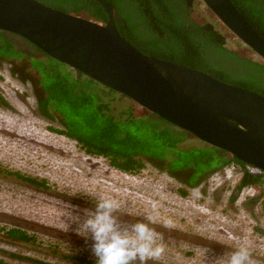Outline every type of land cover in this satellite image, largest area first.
<instances>
[{
	"label": "rangeland",
	"instance_id": "obj_1",
	"mask_svg": "<svg viewBox=\"0 0 264 264\" xmlns=\"http://www.w3.org/2000/svg\"><path fill=\"white\" fill-rule=\"evenodd\" d=\"M192 17L214 23L228 48L257 57L202 0L195 1ZM42 66L31 58L18 64L0 58V227H20L35 236L34 241H20L0 230V264H95L91 239L78 234L75 218L82 222L94 212L100 197L118 202L116 215L123 223L156 217L152 226L165 246L156 264H211L240 246L248 248L253 264H264V184L237 191L241 174L237 166L229 168L232 164L198 179L196 174L191 184L193 169L173 173L163 161L146 158L142 169L129 173L105 157L87 154L76 140L54 130L65 129L69 111L54 101L51 111L40 107L46 88ZM115 97L104 99L111 100L115 113H123L130 101ZM147 113L139 105L135 108L137 116ZM202 145L193 136L182 147ZM166 150L158 151L171 161L173 155ZM16 172L46 181V186L21 180ZM166 219L173 221V228L162 227Z\"/></svg>",
	"mask_w": 264,
	"mask_h": 264
},
{
	"label": "trees",
	"instance_id": "obj_2",
	"mask_svg": "<svg viewBox=\"0 0 264 264\" xmlns=\"http://www.w3.org/2000/svg\"><path fill=\"white\" fill-rule=\"evenodd\" d=\"M39 1L55 9L75 12L97 21L109 20L107 12L95 0ZM108 1L122 17V20H116L121 35L143 53L206 72L221 81L264 96V62L259 60L257 54V57H251L228 48L225 34L214 23L195 21L192 12L196 0ZM231 1L264 38V0ZM15 38L31 44L44 56L39 59L31 57L36 63H42L46 75L45 97L40 107L51 111L49 103L54 101L58 108L69 111L64 118L65 129L54 130L76 140L87 154L105 157L111 166L129 173H137L142 169L145 166L144 159H157L172 171L192 168L197 174L196 178L221 166L235 164L243 170L237 191L264 184V172L251 173L247 163L235 156L229 157L225 150L205 143L183 148V143L193 137L191 133L149 111L137 116L135 108L138 104L130 98L54 59L17 34L0 29V57L18 58L24 55L16 48ZM32 68L31 71L35 70ZM116 95L130 101L123 113H115L111 100L104 99L109 96L116 98ZM75 116H79L80 120ZM144 129L149 131L148 135L139 133V130ZM161 149H168L166 152H170L173 159L169 157L171 161L163 160L159 153ZM14 174L31 184L46 186V181L20 172ZM0 230L7 237L20 241L35 239L34 235L22 228L5 230L0 227Z\"/></svg>",
	"mask_w": 264,
	"mask_h": 264
},
{
	"label": "water",
	"instance_id": "obj_3",
	"mask_svg": "<svg viewBox=\"0 0 264 264\" xmlns=\"http://www.w3.org/2000/svg\"><path fill=\"white\" fill-rule=\"evenodd\" d=\"M107 22L39 0H0V29L17 34L151 113L264 171V96L185 65L143 53L119 32L122 17L95 0ZM264 62V38L231 0H202Z\"/></svg>",
	"mask_w": 264,
	"mask_h": 264
},
{
	"label": "clouds",
	"instance_id": "obj_4",
	"mask_svg": "<svg viewBox=\"0 0 264 264\" xmlns=\"http://www.w3.org/2000/svg\"><path fill=\"white\" fill-rule=\"evenodd\" d=\"M119 204L109 197L96 201L95 211L86 214L79 224L78 234L91 239V252L95 264H156L165 253V246L159 242L161 233L152 225L157 223L154 215H145L144 220L132 224L120 221L116 213ZM162 227L171 229V219L163 221ZM211 264H253L247 247L240 246Z\"/></svg>",
	"mask_w": 264,
	"mask_h": 264
},
{
	"label": "flooded vegetation",
	"instance_id": "obj_5",
	"mask_svg": "<svg viewBox=\"0 0 264 264\" xmlns=\"http://www.w3.org/2000/svg\"><path fill=\"white\" fill-rule=\"evenodd\" d=\"M25 42V41H24ZM23 42V40L22 39H20V38H15V46H16V48L18 49V50H20L22 53H24V55L22 56V57H24V58H31V57H33V58H43L44 56H43V54L39 51V50H37V48H35L34 46H32L31 44H29V43H27V42H25L24 43ZM31 51V52H30ZM40 55H39V54ZM21 57V59H17V58H3V57H0L1 59H4V60H9V61H11V62H13L14 64L16 63V64H18V62H20V61H22L24 58H22ZM45 97V93H44V96H43V98ZM43 98H42V100H43ZM155 161H160V160H157V159H154ZM189 169H192V168H187V169H182V170H179V171H181V172H185V171H188ZM169 170V169H168ZM170 172H173V173H177L176 171H172V170H169ZM195 174H194V170H193V172H192V174L188 177V181L191 183V184H193L194 182H196L197 180H195V181H193V183L191 182L192 180H191V178L194 176ZM201 177V176H200ZM199 177V178H200ZM198 179V178H197ZM18 228H20V227H18Z\"/></svg>",
	"mask_w": 264,
	"mask_h": 264
},
{
	"label": "built area",
	"instance_id": "obj_6",
	"mask_svg": "<svg viewBox=\"0 0 264 264\" xmlns=\"http://www.w3.org/2000/svg\"><path fill=\"white\" fill-rule=\"evenodd\" d=\"M236 166L238 167V170H239V172H240V174H241V176H242V174H243V170H242V168H241L240 166L235 165V164H232L229 168H231V169H232V168H236ZM247 168H248V170H249L251 173H253V174H261V173L264 172L262 169H260V168H258V167H256V166H253V165H248Z\"/></svg>",
	"mask_w": 264,
	"mask_h": 264
}]
</instances>
